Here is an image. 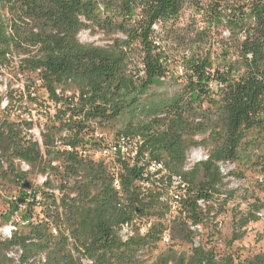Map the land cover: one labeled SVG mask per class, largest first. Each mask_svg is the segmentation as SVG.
I'll use <instances>...</instances> for the list:
<instances>
[{"label":"trees","instance_id":"obj_1","mask_svg":"<svg viewBox=\"0 0 264 264\" xmlns=\"http://www.w3.org/2000/svg\"><path fill=\"white\" fill-rule=\"evenodd\" d=\"M188 2L0 0V71L2 66L6 74L17 66L44 69L49 101L59 105L57 127L47 125L42 136L43 155L37 143L23 142L15 127L0 124V178L26 177L15 169L16 160L47 166L54 174L58 167H51L53 162L62 168L58 187L48 179L21 194L31 197L32 206H43L45 217L32 222L22 215L27 231L0 237V264H83L81 259L89 264H144V254L158 249L165 235L171 243L190 244V252L179 253L168 245L153 264H264V251L241 259L194 245L196 233L191 230L215 215L213 204L225 205L234 194L222 191L226 177L219 163L244 160L261 166L264 174V0L192 3L200 19L192 27H178ZM19 23L37 25L38 35L23 40L19 27H13ZM156 26L165 30L160 39ZM93 28L121 37L105 47L78 41L82 30ZM175 64L184 70V87L169 98L151 99V89L164 85ZM121 116L130 121L116 136L136 138L147 162H161L167 174L187 184L171 226L164 223L170 214L166 188L145 178L136 162L115 157L117 192L114 173L106 165L74 150L92 144L99 128ZM198 133H207L212 146L206 159L185 170L186 152L199 145L193 141ZM57 136L73 151L57 148ZM263 208L254 196L234 217L230 244L242 238L245 226L260 220ZM17 210L12 202L9 213ZM143 218L150 221L148 232L133 229L122 240L121 227L131 228L125 223Z\"/></svg>","mask_w":264,"mask_h":264},{"label":"rangeland","instance_id":"obj_2","mask_svg":"<svg viewBox=\"0 0 264 264\" xmlns=\"http://www.w3.org/2000/svg\"><path fill=\"white\" fill-rule=\"evenodd\" d=\"M211 0H189V2L184 6L182 11L180 12L177 25L178 27L189 26L192 27L196 22L200 19L198 14H195V6L192 3H197L200 6L207 5ZM158 39L162 38V35L165 30L159 29L158 26L155 27ZM165 35V34H164ZM222 37H227V33H223ZM120 34H108L99 30L98 28L93 29H85L82 30L77 39L79 42L83 44H89L99 47H105L110 45L115 38H120ZM218 39L219 37H216ZM169 52V50H168ZM2 71H0V74ZM6 74L5 72H3ZM184 70L179 65L175 64L172 67L170 76L164 82V85L159 88H153L150 91L152 97L151 99H164L169 98L170 96L180 92V88H183L185 85L184 79ZM211 90H215V85H210ZM30 101L29 98L27 100V108L41 109V100ZM56 109L53 107V103L49 101L48 96L46 100V110H39V117H45V127L48 125H55L57 127L58 122L54 120V115L56 114ZM130 121L128 116H121L120 119L106 126L104 129L98 130V134H100L103 139L106 141H113L117 136L116 132L121 130L126 123ZM91 137V134L88 135ZM124 139V142H127L128 138L130 141H133L134 144H137V140L131 137H117L115 140ZM57 141L61 139L59 136L56 137ZM97 138L91 140L90 145H88L86 156L87 160H94V153L92 150L94 148L93 143L97 142ZM193 141L198 143V146L191 147L186 152V164L185 170L192 167L195 163L206 159L207 152L211 148L212 143L208 139V134L206 133H198L193 137ZM92 148V149H90ZM94 161H98L95 160ZM6 163L4 162V166L6 167ZM14 167L17 171L22 168L27 172L26 177L21 181L14 180L13 178L2 179L0 178V237L1 239H7L8 230L10 227H14L15 229L12 232L18 230L25 232L27 231V222L23 220L22 215H29L32 222H37L42 220L45 217V211L43 210V206L31 204V197L25 198L21 194L27 191L30 188H35L37 183V177L41 175V171L46 169L47 166L40 167H30L27 163L16 160L14 162ZM108 170L112 173L118 171V166L114 164V162L110 161L104 162ZM59 162H56L57 172L52 173V169H50V180L55 187H58L60 184V172L62 170L59 167ZM53 166V164L51 165ZM220 172L225 175L224 187L222 191H226L227 194L232 195L231 198H226L225 205L222 203L213 204L212 214L214 216H210L209 220L206 221L204 226H200L199 229H194V233L196 236L194 238L193 244L199 245L202 243L207 248L212 247L215 253L218 256H223L225 254H232L234 256H238L241 259L252 257L255 254L261 253L264 251V208L260 212V220L257 222H251L247 226L242 229L243 236L240 240H237L230 244L229 239L231 237V233L233 231V222L234 217L240 215L246 210L247 204L253 203L254 196L258 197L264 205V183L261 181L264 180L263 168L257 165L247 164L242 161H227L224 163H219ZM28 181L31 186L28 189H23L22 184ZM58 195V194H57ZM230 195V196H231ZM14 202L18 206V210L14 212L12 215L9 213L10 204ZM220 202V201H219ZM175 211L170 214L165 215L166 222L165 225L171 226L172 217H174ZM155 218L151 217L149 220L153 221ZM134 227L129 228V232H123L120 230V237L122 240H125L127 236H129L130 231ZM135 226V231H136ZM55 233V231H54ZM168 245H172L174 250L179 253H189L191 249V245L185 242H172L168 241V237L165 235L162 241L158 244V249L154 250L150 254H144L143 260L144 264H153L156 256L159 252L164 251ZM12 257L17 259L18 255L13 252L10 254ZM83 264H89V262L85 259H81Z\"/></svg>","mask_w":264,"mask_h":264},{"label":"built area","instance_id":"obj_3","mask_svg":"<svg viewBox=\"0 0 264 264\" xmlns=\"http://www.w3.org/2000/svg\"><path fill=\"white\" fill-rule=\"evenodd\" d=\"M20 34H23V40L27 37H35L38 35L39 28L37 25L31 23L20 24L19 26ZM23 41L20 42V49H24ZM56 94L60 95V90L56 91ZM71 93L67 92L66 96H70ZM48 92L45 84L44 69L40 70H29L28 66H17L16 69H12V74H4L3 66L2 73L0 74V124L8 123L17 129L19 132L20 139L25 143H37L41 155L44 153V146L42 143V136L45 133V117H39V110H46V100ZM28 98H35L36 100H41V109L27 108ZM49 99V98H48ZM53 103V102H52ZM59 106V105H58ZM53 103V107L57 108ZM97 138V144L93 145L94 148L92 153H94V162H114L115 157L120 154V156L125 157L130 163L136 162L137 165L142 169L143 176L150 181H154L157 184L166 188L168 195L170 197L168 202L169 212L173 213L176 211L180 199L185 196L187 190V184L182 182V178H171L160 177V173L157 169L152 167V163H147V156L143 154L140 155L139 144H134L131 142H121L120 140L106 141L100 134H95ZM57 148H62L66 152H72L73 147L70 144L61 145L60 141H56ZM88 145L83 148L76 147L74 150L78 152L81 156H86V150ZM92 149V148H90ZM5 160L1 161L3 169ZM56 162H53L55 167ZM107 166V165H106ZM19 172L27 174L22 168ZM50 169L44 170L37 177L36 186H43L48 179H50ZM112 186L117 191L120 192V179L115 172L112 175ZM58 194V191H54ZM198 206L204 207L203 201H197ZM131 226L137 228L138 233L144 234L148 232L150 221L148 219H134L130 223ZM200 226H191V230L199 229ZM14 227H10L8 230L7 239H10L12 230Z\"/></svg>","mask_w":264,"mask_h":264},{"label":"bare ground","instance_id":"obj_4","mask_svg":"<svg viewBox=\"0 0 264 264\" xmlns=\"http://www.w3.org/2000/svg\"><path fill=\"white\" fill-rule=\"evenodd\" d=\"M125 139H127V142H131L128 138H125ZM134 140H137V139L135 138ZM120 141L124 142V139L121 138ZM137 144H138V140H137ZM21 162H23V161H21ZM147 163H152V167L158 170V172L160 173V177H168V175H170L171 178H180L178 175L167 174V171L164 168L163 164L159 161L152 160V161H148ZM121 231L128 233L129 228L127 227V225H124L121 227ZM130 233H132V232L130 231Z\"/></svg>","mask_w":264,"mask_h":264},{"label":"water","instance_id":"obj_5","mask_svg":"<svg viewBox=\"0 0 264 264\" xmlns=\"http://www.w3.org/2000/svg\"><path fill=\"white\" fill-rule=\"evenodd\" d=\"M31 186V184L28 182V181H25L23 184H22V188L23 189H28L29 187Z\"/></svg>","mask_w":264,"mask_h":264}]
</instances>
